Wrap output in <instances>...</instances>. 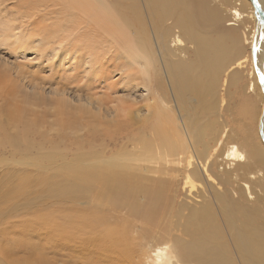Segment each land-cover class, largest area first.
Instances as JSON below:
<instances>
[{
  "label": "bare ground",
  "instance_id": "obj_1",
  "mask_svg": "<svg viewBox=\"0 0 264 264\" xmlns=\"http://www.w3.org/2000/svg\"><path fill=\"white\" fill-rule=\"evenodd\" d=\"M46 1L34 3L66 11L0 7L10 13L0 19V39L21 58L32 49L26 65L36 63L45 75L53 71L47 53L21 31L31 22L65 31V42L57 44L79 46L84 59L68 74L72 94L31 82L24 95L35 102L34 111L42 106L74 136L84 129L103 146L87 155L85 176L55 182L58 201L79 193L84 177L89 189L100 192L109 221L132 216L143 202L137 216L153 215L154 234H167L146 254L147 264H264V146L248 127L237 138L229 122L235 87L257 93L256 131L264 141V0ZM110 72L119 74L122 89L103 85ZM130 198L135 203L126 209ZM163 201L166 222L158 212ZM175 206L177 219L169 222ZM58 216L59 263L68 264L81 247L88 264H101L100 222L91 215L86 223L63 222L61 211Z\"/></svg>",
  "mask_w": 264,
  "mask_h": 264
},
{
  "label": "rangeland",
  "instance_id": "obj_2",
  "mask_svg": "<svg viewBox=\"0 0 264 264\" xmlns=\"http://www.w3.org/2000/svg\"><path fill=\"white\" fill-rule=\"evenodd\" d=\"M43 1L35 0L40 4ZM218 4H221V0ZM0 7L7 8V11H66L58 6H38L34 0H11ZM7 14L10 13L2 14L0 11V19ZM38 15L39 12L36 22L40 21ZM34 25L35 22H31L24 26L21 35L38 42L39 51L47 53L46 62L52 65L51 73L46 71L42 75L41 71H36L34 62L32 67L26 65V60L33 56L32 49L25 55L26 58H21L0 39V264H60L57 237L59 211L63 214V222L86 223L88 215L100 222L95 233L100 241L99 248L102 247L101 264H121L123 258L126 259V264H147L146 254L155 244L165 240L167 234L164 230L154 234L156 227L152 225L153 215L149 219L137 216L143 209L142 200L141 207L132 216L109 221L107 211L102 210L100 192L96 187L89 189L84 177L80 180L83 189L71 195V199L67 196L59 202L55 197V182L58 179L69 181L73 175L85 176L82 165L85 164L87 155L102 150L103 146H100L98 140L90 141L84 129L74 136L68 124L57 122L54 115L42 111V106L34 111L31 104L35 102L25 97V85H30L31 82H42L48 88H66L72 94L71 88H75V85L68 74L73 64L80 67L84 60L79 46L61 47L57 44L59 40L65 42L62 38L66 35L63 29L51 32L43 25ZM245 25L251 27L252 23L247 21ZM1 30L3 25L0 23ZM246 51L250 68L253 60L250 49L247 48ZM52 60L54 63H51ZM41 61L44 63L43 59ZM16 64H21L24 69H21V73L16 71ZM59 69L64 72L59 74ZM118 77V73L110 72L103 79V85L106 87L113 83V86L122 89L123 85L116 82ZM153 86L160 87L156 77L153 79ZM234 90L230 100L233 113L229 117L230 125L239 132L237 138L243 137L244 128L248 127V132L253 137L259 136L264 146L260 132L256 131L260 98L255 92L244 93L241 86ZM79 123L84 126L83 121ZM179 199L181 196H178L177 201ZM134 203V198L128 199L126 209ZM168 209L164 201L159 206L158 212L164 222L167 221ZM176 209L175 206L170 210L169 222L177 219ZM130 221L133 222L130 224ZM125 224L127 226L122 230ZM164 224L161 223V226ZM85 235L89 233L85 232ZM119 251L121 256H118ZM88 257V251L77 247L70 253L68 264H88Z\"/></svg>",
  "mask_w": 264,
  "mask_h": 264
},
{
  "label": "water",
  "instance_id": "obj_3",
  "mask_svg": "<svg viewBox=\"0 0 264 264\" xmlns=\"http://www.w3.org/2000/svg\"><path fill=\"white\" fill-rule=\"evenodd\" d=\"M253 4H254V5H253V6H254V9L259 11V7H258L257 3H253ZM263 22H264V21H263Z\"/></svg>",
  "mask_w": 264,
  "mask_h": 264
}]
</instances>
